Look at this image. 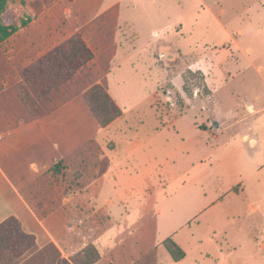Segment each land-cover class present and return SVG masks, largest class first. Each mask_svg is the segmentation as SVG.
Listing matches in <instances>:
<instances>
[{
  "label": "rangeland",
  "instance_id": "rangeland-1",
  "mask_svg": "<svg viewBox=\"0 0 264 264\" xmlns=\"http://www.w3.org/2000/svg\"><path fill=\"white\" fill-rule=\"evenodd\" d=\"M24 1L38 19L0 48V72L15 80L80 33L96 57L65 89L83 101L103 85L143 140L101 166L58 237L101 243L115 264L150 249L140 264H264V0ZM188 69L212 95L184 91ZM170 238L184 263L163 247Z\"/></svg>",
  "mask_w": 264,
  "mask_h": 264
},
{
  "label": "crops",
  "instance_id": "crops-1",
  "mask_svg": "<svg viewBox=\"0 0 264 264\" xmlns=\"http://www.w3.org/2000/svg\"><path fill=\"white\" fill-rule=\"evenodd\" d=\"M20 73L21 71H17L15 80L11 81L7 73L0 72V224L16 219L27 234L36 237V246L14 264H58L61 260H69L85 245L68 243L66 238L60 239L55 233V226L58 227L60 223L62 229L68 230L69 235L72 234L63 212L80 193L66 199L58 211L41 219L24 198L23 190L53 165L92 141H96L101 148V169L103 164L118 162L112 156L114 152L126 149L131 153L143 140L140 139L138 128L129 125V112L123 111L124 116L121 119L103 129L93 117L84 98L81 101L79 98L70 97L69 91L65 89L70 83L55 90L43 100L39 114L30 115L16 92V88L22 83ZM85 91L81 92L82 97ZM113 99L115 100L114 97ZM218 127L220 128L219 125ZM148 137L146 143L150 142L155 134ZM244 139L248 140V136ZM110 142L118 144L113 151L107 150V144ZM250 142L253 147L257 145L255 140ZM100 174L101 172L99 177ZM107 244L110 247L112 245V248L117 245ZM177 244L183 249L180 243ZM95 246L101 253V260L97 264H115L111 254L109 260H105L101 243ZM151 252L152 249L148 250L142 259L133 264H140ZM187 257L186 254L179 263H184Z\"/></svg>",
  "mask_w": 264,
  "mask_h": 264
},
{
  "label": "trees",
  "instance_id": "trees-1",
  "mask_svg": "<svg viewBox=\"0 0 264 264\" xmlns=\"http://www.w3.org/2000/svg\"><path fill=\"white\" fill-rule=\"evenodd\" d=\"M37 19L35 4L24 0H0V48ZM95 57V52L82 34L76 33L33 61L21 71L22 83L16 88L26 111L32 116L39 114L42 111L41 102L55 90L72 82ZM183 82V89L188 94L193 95L194 88H198L205 97L212 95L202 71L188 69L183 74ZM83 98L103 129L124 116L121 107L101 84L87 89ZM101 154L99 144L92 141L53 165L23 190L24 198L39 218L44 219L58 211L66 199L81 193L99 177ZM162 245L175 263L186 257L184 250L173 239H167ZM35 246L36 237L27 234L18 220L10 219L0 224V264H14ZM100 260L99 249L85 242L78 253L58 264H97Z\"/></svg>",
  "mask_w": 264,
  "mask_h": 264
}]
</instances>
